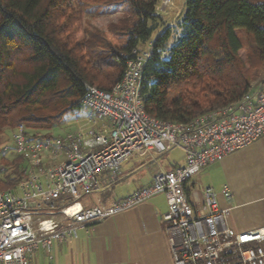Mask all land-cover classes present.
Segmentation results:
<instances>
[{
	"label": "built area",
	"instance_id": "obj_1",
	"mask_svg": "<svg viewBox=\"0 0 264 264\" xmlns=\"http://www.w3.org/2000/svg\"><path fill=\"white\" fill-rule=\"evenodd\" d=\"M123 78L110 91L88 86L83 110L63 136L13 135V156L25 159L15 190L0 191V264H32V255L79 236L114 215L163 195V216L174 264H264V227L238 232L229 227L213 188L201 204L186 186L208 165L220 162L264 137V86L239 101L189 123L160 120L144 110L141 84L151 50H134ZM167 56L166 53L163 54ZM180 148L186 164L158 172L152 182L107 206L81 203L87 195L111 189L122 165L134 156ZM223 195L233 194L224 187Z\"/></svg>",
	"mask_w": 264,
	"mask_h": 264
},
{
	"label": "trees",
	"instance_id": "obj_2",
	"mask_svg": "<svg viewBox=\"0 0 264 264\" xmlns=\"http://www.w3.org/2000/svg\"><path fill=\"white\" fill-rule=\"evenodd\" d=\"M160 1L0 0V191L16 189L25 165L4 156L6 132L62 128L83 110L87 87L110 91L143 45L151 50L144 110L160 120L189 123L239 101L264 76V0H185L173 43ZM76 3L122 18L77 43L68 28Z\"/></svg>",
	"mask_w": 264,
	"mask_h": 264
},
{
	"label": "crops",
	"instance_id": "obj_3",
	"mask_svg": "<svg viewBox=\"0 0 264 264\" xmlns=\"http://www.w3.org/2000/svg\"><path fill=\"white\" fill-rule=\"evenodd\" d=\"M150 154L154 156L148 179H142L136 187H132L121 197L109 195L105 198L108 190L101 192L99 203L94 205L107 206L127 198L148 186L156 173L170 172L186 164L185 158L168 163L157 161V155H160L157 152H149L141 157ZM220 163L222 180L215 183L213 189L220 207L230 209L227 220L229 227L238 232L263 228L264 137L249 147L232 153ZM207 167L204 174L209 171ZM132 173L133 170L126 174L121 173L119 183ZM191 185L193 184L190 181L186 186L187 196L191 202L201 204L203 192L196 198ZM224 187L231 190V200L224 197ZM85 205L94 206L89 203ZM167 211L166 198L163 195L155 196L131 210L107 218L93 228L80 229L76 239L54 244L50 250L40 249L32 255V264H174L169 236L162 220Z\"/></svg>",
	"mask_w": 264,
	"mask_h": 264
},
{
	"label": "rangeland",
	"instance_id": "obj_4",
	"mask_svg": "<svg viewBox=\"0 0 264 264\" xmlns=\"http://www.w3.org/2000/svg\"><path fill=\"white\" fill-rule=\"evenodd\" d=\"M157 11L162 17L164 21V27L171 28L173 32L172 43L175 39L180 35L181 30L179 29V23L182 20L184 11H185V0H161ZM72 15V16H71ZM69 17V25L68 28L70 30L72 39L74 42H80L82 40H86L91 37L92 32H107L109 26L111 24H116L121 18V14H113V15H95L89 14L85 9L82 7L81 3H76L73 7V12L70 14ZM149 47L148 44L141 46L142 49H147ZM248 52V46L240 52V56L242 59H245L246 54ZM264 79V76H260L257 78L253 83V89L258 87L261 81ZM77 115V114H76ZM76 115H71L68 117L66 124L60 129H54L50 131H32L28 130L25 126H19L14 130H8L5 135V144H4V156L6 158L12 159V157H17L11 155L7 148L12 146L13 143V135L20 129L23 128L28 136L34 137H43V136H63L64 134L73 132L75 130V125L69 126L70 122L74 121V117ZM160 154V153H159ZM154 156L150 154L146 157L141 156H134L125 162L121 167V173H127L130 170H133L131 176L127 177L126 180L121 181L111 189L110 195L113 197H121L128 193L132 187H136L141 180L148 179L150 176V168L153 162L151 161ZM185 158V154L182 149L174 148L169 150L163 154L157 155V161L160 162H172L174 160H181ZM150 161V162H149ZM207 173H203L204 170L192 178L191 182V190L199 198V194L202 193L206 188H213L215 187V183H219L222 180V169L221 163L211 164L207 167ZM204 175H203V174ZM202 174V175H201ZM101 197L100 193H95L91 195L85 196L81 199V203L86 204L89 203L91 205L98 204L99 199Z\"/></svg>",
	"mask_w": 264,
	"mask_h": 264
}]
</instances>
